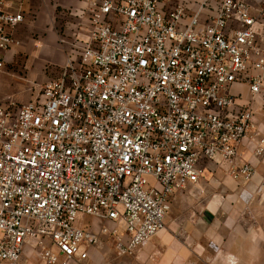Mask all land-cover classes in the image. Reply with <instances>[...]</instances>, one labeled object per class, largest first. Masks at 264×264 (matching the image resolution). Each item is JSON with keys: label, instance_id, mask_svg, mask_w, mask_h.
<instances>
[{"label": "built area", "instance_id": "2783aa9c", "mask_svg": "<svg viewBox=\"0 0 264 264\" xmlns=\"http://www.w3.org/2000/svg\"><path fill=\"white\" fill-rule=\"evenodd\" d=\"M84 38L31 102L0 106V264H82L103 236L132 257L173 201L220 165L236 183L264 156V10L249 0H82ZM0 0V70L25 20ZM204 16V22L202 16ZM245 201L251 194H243ZM87 217L97 226L80 227ZM123 229V232H120Z\"/></svg>", "mask_w": 264, "mask_h": 264}, {"label": "crops", "instance_id": "0c3cea01", "mask_svg": "<svg viewBox=\"0 0 264 264\" xmlns=\"http://www.w3.org/2000/svg\"><path fill=\"white\" fill-rule=\"evenodd\" d=\"M249 3L256 10H264V0H249ZM8 5L9 11L24 13L25 20L14 33L20 46L4 54L5 66L17 64L24 58L34 78L42 80L47 78V82L57 78L72 55V45L84 38L85 29L88 27L87 17L80 18L77 15L87 10V4L82 0H10ZM233 93L240 95L242 104H251L255 112L256 128L264 137V90L262 95L254 97L248 85H238L234 87ZM241 152L245 161L253 162L256 175L251 183H236L229 177H224L225 185L232 191L240 187L247 192L255 190L264 193V156L259 159L252 158L247 145L242 147ZM211 165L207 171L209 175L215 180H223L221 175L226 176L224 168L219 165L222 169L218 170L217 164ZM218 180L216 181L219 182ZM237 203L238 201L231 198L230 203L225 205V211L223 210L226 216L224 226L227 227L224 239L228 241L225 248L227 254L236 257L237 262L242 264L244 263L242 257L250 254L249 250L252 248L250 245H254L255 241H260L259 246L264 248V196L262 199L252 198L244 201L246 204ZM220 206L213 201L207 208L210 226L214 228L211 235L213 238L216 236V243L220 240L219 229L223 226L218 216L221 212ZM238 211L239 218L236 215ZM142 251L133 256L135 261L154 254V251L150 253ZM97 255L91 251L89 261L95 260ZM30 259H35L41 264L32 251L26 253L24 264H29Z\"/></svg>", "mask_w": 264, "mask_h": 264}, {"label": "rangeland", "instance_id": "374dc122", "mask_svg": "<svg viewBox=\"0 0 264 264\" xmlns=\"http://www.w3.org/2000/svg\"><path fill=\"white\" fill-rule=\"evenodd\" d=\"M46 83L47 78L45 80L34 78L24 58L17 64L4 66L0 70V106L7 107L11 103L23 104L33 101ZM210 166L211 163L207 164L208 170ZM216 166L218 170L222 169L219 165ZM207 173L197 187L189 189L173 201L164 229L142 251L147 253L154 251L153 255L137 261L133 256L117 257L115 239L103 236L92 249L93 253L98 254L95 260L82 264H240L237 262L238 259L228 255L225 249L228 241L224 239L227 227L224 226L226 216L223 210L225 205L230 203L231 198L238 201L237 205H239L245 201L243 194H251L253 200H256L262 199L264 193L255 190L247 192L240 187L232 191L224 183L227 175H221L223 180L216 179L219 181L217 182ZM213 201L221 205L218 216L223 226L219 229L221 241L219 240L218 243L215 242L216 236L213 238L211 235L214 233V228L210 226L207 210ZM236 215L239 218L240 211L236 212ZM78 225L95 227L97 223L87 217L78 222ZM120 232H123V229H120ZM258 242L255 241L254 245H250L252 247L249 250L250 254L242 257L244 261L242 264H264V248L259 246L261 242ZM30 260L29 264H39L35 259Z\"/></svg>", "mask_w": 264, "mask_h": 264}]
</instances>
